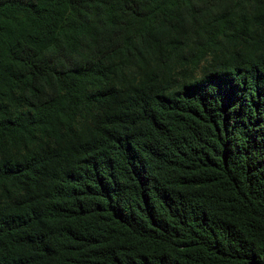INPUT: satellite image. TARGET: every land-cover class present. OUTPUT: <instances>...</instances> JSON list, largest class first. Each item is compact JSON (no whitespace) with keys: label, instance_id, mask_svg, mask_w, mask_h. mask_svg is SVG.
Listing matches in <instances>:
<instances>
[{"label":"trees","instance_id":"16d2710c","mask_svg":"<svg viewBox=\"0 0 264 264\" xmlns=\"http://www.w3.org/2000/svg\"><path fill=\"white\" fill-rule=\"evenodd\" d=\"M0 264H264V0H0Z\"/></svg>","mask_w":264,"mask_h":264}]
</instances>
